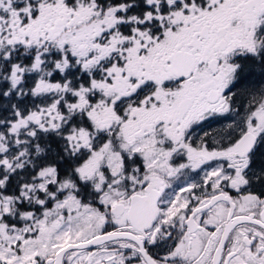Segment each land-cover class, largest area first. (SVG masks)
<instances>
[{
  "label": "flooded vegetation",
  "instance_id": "obj_1",
  "mask_svg": "<svg viewBox=\"0 0 264 264\" xmlns=\"http://www.w3.org/2000/svg\"><path fill=\"white\" fill-rule=\"evenodd\" d=\"M90 14L89 24L86 17L77 23L78 48L91 49L82 61L74 59L75 82L116 86L105 101L121 122L104 118L99 137L133 125L138 142H124L130 146L124 147L123 174L144 173L152 159L178 165L197 132L202 153L200 169L184 164L173 177L159 171L126 186V201L114 205L122 206L123 221L85 239L127 232L140 239L148 260L128 236L66 251L61 264L87 252L88 264L95 253L103 256L100 264H109L114 251L129 254L126 263L115 264H187L200 231L204 241L193 252L201 264H264V0H93ZM99 97L97 90L87 95L91 102ZM84 123L93 126L88 117ZM182 172L190 180L176 185ZM150 193L157 197V218L148 229L144 222L135 227L128 217L131 200ZM95 194L90 202L101 206L103 194ZM181 194L186 214L179 229L176 215L166 221L163 209ZM50 262L54 257L44 263Z\"/></svg>",
  "mask_w": 264,
  "mask_h": 264
},
{
  "label": "rangeland",
  "instance_id": "obj_2",
  "mask_svg": "<svg viewBox=\"0 0 264 264\" xmlns=\"http://www.w3.org/2000/svg\"><path fill=\"white\" fill-rule=\"evenodd\" d=\"M92 10L93 0H0V72L9 62L5 78L9 80L11 90L27 100L25 105L11 102L9 105H18L19 108H9L1 121L0 169L9 172L32 161L38 155L37 141L45 135L57 139L60 151L69 158V165L64 167L67 173L59 174L55 164L41 166L30 182L20 186L16 195L2 192L7 177L0 174V264L32 261L45 264L47 258L52 259L68 243L85 240L101 233L105 227L121 223L125 216L113 215L110 207L126 201V186L129 189L138 186L144 176L149 178L156 173L161 174L159 171H166L169 178L173 177L180 173L179 168L184 164L200 169L201 137L197 132L194 145L183 157L180 156L178 161L183 162L178 165L157 159L155 164L152 159L147 162L144 173L123 174L124 147L130 146L124 142H138L137 135L131 132L133 125L124 124L107 132L106 139L99 137L106 131L100 127L104 118L111 117L114 123L121 122L110 102L105 101L114 93L108 91L116 89V86L106 82L99 84L91 79L78 85L74 77V59L81 57L82 61L91 49L78 48L77 23L86 17L89 24ZM75 12L80 18L72 20ZM64 18L66 22L62 24ZM20 45L25 49L23 52L28 48L32 50V58L27 63L11 62L13 51ZM47 46L50 47L47 51L52 56L51 61L46 57ZM167 49L168 46L162 47V50ZM81 64L83 72L90 67L88 60ZM94 90L99 91L102 97L91 102L87 95ZM9 93V89L5 91V95ZM80 110L86 112L79 115L77 111ZM200 114L198 112L194 116L198 118ZM85 116L93 126L84 123ZM48 153L45 151V155ZM182 174L176 185L190 180L185 172ZM96 191L103 194L101 206L90 202ZM79 195L86 196L81 198ZM183 199L184 195H178L174 205L163 209L166 221L176 215L173 220L179 223V229L186 214L181 209ZM21 203L29 206L20 210ZM36 205L40 206L37 210L34 209ZM202 232L197 233L192 239V247H188L191 255L187 257V264L202 263V258L196 260L193 252H198L203 244ZM89 254L76 256L72 264H88ZM99 254L90 256L93 258L90 264H100L103 256L99 257ZM67 257L65 254V261L69 260ZM107 257L109 264L116 261L126 263L129 254L114 251Z\"/></svg>",
  "mask_w": 264,
  "mask_h": 264
},
{
  "label": "trees",
  "instance_id": "obj_3",
  "mask_svg": "<svg viewBox=\"0 0 264 264\" xmlns=\"http://www.w3.org/2000/svg\"><path fill=\"white\" fill-rule=\"evenodd\" d=\"M23 45H20L18 49L13 51L12 56L14 57L13 61L11 62H17L22 61L24 63H27L32 58V50L30 48L26 49L27 52H23L24 47H21ZM1 53L3 51L1 50ZM4 57V56H3ZM9 62H6V66H4L3 70L0 72V124L5 116V113L8 112V109H17L19 106L14 107L12 105H9L11 102L13 104L21 103L22 105H25L24 96H20L17 93L14 92V90H11L9 80H7L6 77V71ZM8 65V66H7ZM10 90V93L5 95V91ZM23 97V98H22ZM27 104V103H26ZM20 105V106H22ZM27 107V105H26ZM53 136H47L41 137L40 140H38L37 144L39 145V151L38 155H35V157L32 158V161H28L27 163L23 164L21 167H18L14 169L13 171L5 172L4 170L0 169V174L2 177H7L5 181V186L2 189V192L4 194H18L19 188L22 184L28 183L31 180V177L36 174V172L39 170L41 166H45L48 163L57 165V169L59 171V174H63L64 172L67 173V170L64 171V167L69 165V158L68 156H64V154L60 151V143L57 139H51ZM35 141H32V143ZM49 152L48 154L45 155ZM54 155H52V153ZM56 155V156H55ZM81 198L86 195H79ZM84 199V198H83ZM20 210H24L23 206H29L26 203H21ZM40 206L36 205L35 210L39 209Z\"/></svg>",
  "mask_w": 264,
  "mask_h": 264
},
{
  "label": "water",
  "instance_id": "obj_4",
  "mask_svg": "<svg viewBox=\"0 0 264 264\" xmlns=\"http://www.w3.org/2000/svg\"><path fill=\"white\" fill-rule=\"evenodd\" d=\"M152 196H153V193H150L145 196L146 197L145 199H139L138 196H135L134 198H132L130 208L128 210V217L130 221L132 222L131 224L133 226L143 228L139 226L138 223L144 222L145 223L144 229H148L155 222L157 218V207H156V202H155L157 197H152ZM111 212L113 214H121L122 206L116 205L115 207L111 209ZM192 223L193 221L189 220V224L192 225ZM192 230H194V228H192ZM128 236H131L132 239L138 242L141 253L148 260L149 258L147 257V254L145 253L144 248L139 238H136L127 232H113L107 235H102L101 237H98L96 239L94 238V239H89L87 241L68 243L66 246L58 250L55 256L54 263L61 264L62 257L64 253L68 250L89 248V247L96 245L98 242L104 239H112V238L128 237ZM99 238H104V239H99ZM27 264H34V263L31 262Z\"/></svg>",
  "mask_w": 264,
  "mask_h": 264
}]
</instances>
